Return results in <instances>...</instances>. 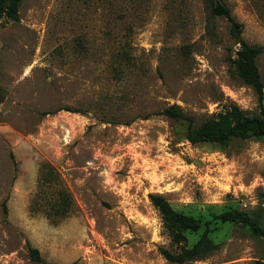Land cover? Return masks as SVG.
<instances>
[{"label": "rangeland", "instance_id": "374dc122", "mask_svg": "<svg viewBox=\"0 0 264 264\" xmlns=\"http://www.w3.org/2000/svg\"><path fill=\"white\" fill-rule=\"evenodd\" d=\"M223 2L264 47V0ZM239 48L207 0H22L0 23V264H172L160 249L205 231L220 249L186 264L264 261V237L215 218L258 210L264 225V140L193 145L162 114L257 115ZM150 194L200 230L169 228Z\"/></svg>", "mask_w": 264, "mask_h": 264}, {"label": "trees", "instance_id": "16d2710c", "mask_svg": "<svg viewBox=\"0 0 264 264\" xmlns=\"http://www.w3.org/2000/svg\"><path fill=\"white\" fill-rule=\"evenodd\" d=\"M207 1L210 3L211 13L214 16L223 17L230 23V35L240 47L235 53L236 58L232 60L233 74L253 89L257 95L259 113L251 116L239 106L231 104L224 112L198 126L195 125L192 117L186 115L177 106L173 105L163 109L162 114L168 118L186 122L185 139L193 145L209 142L226 147L230 141L235 139L264 140V82L257 64L258 58L264 52V47L250 45L242 38L243 25L233 18L231 10L223 0ZM21 2L22 0H0V23L3 19L17 21ZM149 199L164 223L172 230L194 233L200 230L201 221L199 219L174 209L164 196L150 194ZM3 208L7 212L6 201L3 203ZM215 218L222 222L244 224L253 235L264 237L263 217L258 210L252 214L240 210L226 211ZM220 246L205 231L191 247L184 248L179 253L161 248L160 254L169 263L186 264L207 258L219 250ZM29 254L33 260L42 262L38 249L30 247ZM254 264H264V261L256 260Z\"/></svg>", "mask_w": 264, "mask_h": 264}]
</instances>
